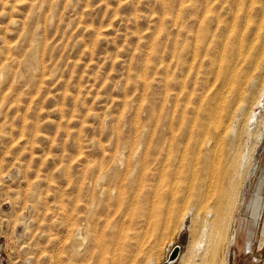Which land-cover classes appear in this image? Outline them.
<instances>
[{"label":"rangeland","instance_id":"obj_1","mask_svg":"<svg viewBox=\"0 0 264 264\" xmlns=\"http://www.w3.org/2000/svg\"><path fill=\"white\" fill-rule=\"evenodd\" d=\"M263 18L0 0V264H264Z\"/></svg>","mask_w":264,"mask_h":264},{"label":"bare ground","instance_id":"obj_2","mask_svg":"<svg viewBox=\"0 0 264 264\" xmlns=\"http://www.w3.org/2000/svg\"><path fill=\"white\" fill-rule=\"evenodd\" d=\"M208 10V9H207ZM212 12L209 10V11H207V14L203 17V18H205V19H207V20H210L211 19V17L213 16H209L210 14H211ZM205 14V13H204ZM264 19V18H263ZM203 20V19H202ZM176 22V21H175ZM204 23V22H203ZM262 23V22H261ZM263 25V24H262ZM257 27V26H256ZM259 27H260V24H259ZM263 27V26H262ZM254 30H255V28H254ZM258 30V29H257ZM251 33V32H250ZM249 33V34H250ZM257 33V32H256ZM243 34V33H242ZM261 34V33H260ZM260 34L258 35L259 37H260ZM245 35V34H244ZM252 35H253V33H252ZM255 35V34H254ZM256 36V35H255ZM240 37H241V35H240ZM256 38V37H255ZM238 39V38H237ZM197 43H198V40L196 41ZM197 43H195L196 44V48L198 47L197 46ZM237 43H238V47H239V49L241 50L242 49V47H244V46H246V43H249L248 42V38H244L243 39V37H241L240 39H238V41H237ZM263 44H262V46H259V48L261 47V49H260V54L257 56L258 57V61H262V57H263V55H264V42H262ZM228 45V44H227ZM230 45V44H229ZM250 45H251V43H250ZM226 47V46H225ZM229 47V46H228ZM232 47L233 46H230L229 48H228V50H227V54L229 53V55H230V53H231V50H232ZM255 47V46H254ZM253 47V48H254ZM195 48V47H194ZM248 48V47H247ZM246 48V49H247ZM226 49V48H225ZM243 50V49H242ZM242 50L241 51H239V53L241 52V56H242ZM253 50H255V49H253ZM226 51V50H225ZM250 51H251V48H250ZM235 52V51H234ZM233 52V53H234ZM238 52V51H237ZM252 52H254V51H252ZM252 52H247L246 54H245V52H244V59H247V57L249 56V54L251 53L252 54ZM256 52H258V48H256ZM256 54V53H255ZM254 54V55H255ZM258 54V53H257ZM224 55H226V54H224ZM229 55L228 56H226L227 57V65H225L226 67H225V69H224V73L225 74H229V72H230V60H232V59H230V57H229ZM254 55L252 56V58L254 57ZM231 57H233V55L231 56ZM250 57V56H249ZM234 58V57H233ZM239 58V57H238ZM242 58V57H241ZM252 58H250V59H252ZM255 58V57H254ZM233 60H235V59H233ZM240 60V59H239ZM254 60V59H253ZM251 62V61H250ZM256 64L255 65H258V62H255ZM223 64H226L225 62H223ZM236 64V63H235ZM260 64V63H259ZM247 65V64H246ZM245 65V66H246ZM260 65H262V64H260ZM236 66V65H235ZM248 66H250V64L248 65ZM263 66H264V64H263ZM262 67V66H261ZM241 68V67H240ZM239 68V70H241ZM243 68V67H242ZM255 68H256V66H255ZM260 68V67H259ZM254 69V68H253ZM231 70H233V69H231ZM235 70H236V68H235ZM238 70V69H237ZM247 70H248V68H247ZM262 70H263V67H262ZM221 71V70H220ZM219 71V72H220ZM234 71V70H233ZM250 71V70H249ZM238 72V71H237ZM242 72V71H241ZM264 72V71H263ZM218 73V72H217ZM240 73V72H239ZM262 73V72H261ZM260 73V74H261ZM247 74H248V72H247ZM229 79H231V78H229ZM252 85V84H251ZM261 102L262 101H258L257 103H256V106H260L261 105ZM256 112V111H255ZM255 112L254 111H250L248 114H247V118H246V123L248 124H250V123H252L253 121H255L256 120V114H255ZM261 203H262V199H261V197L258 195V194H256V196L254 197V199H252V201H251V203H250V205L248 206L249 207V209H250V211H251V213H252V215L253 216H256L257 215V212H258V210H259V208H261ZM247 245V247H249V244H246ZM201 245H199L198 246V249H200L201 247H200Z\"/></svg>","mask_w":264,"mask_h":264},{"label":"water","instance_id":"obj_3","mask_svg":"<svg viewBox=\"0 0 264 264\" xmlns=\"http://www.w3.org/2000/svg\"><path fill=\"white\" fill-rule=\"evenodd\" d=\"M177 249L178 248H176V250H175V252H174V254H172L170 257H169V259L166 261V262H164L163 264H171L172 262H174L175 260H176V258H177ZM247 249H249V247H247Z\"/></svg>","mask_w":264,"mask_h":264}]
</instances>
